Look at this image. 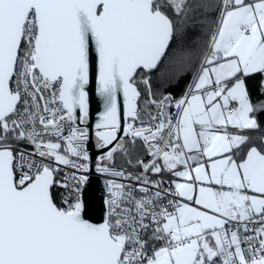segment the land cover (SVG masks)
<instances>
[{"label": "snow or ice", "instance_id": "6c2138e0", "mask_svg": "<svg viewBox=\"0 0 264 264\" xmlns=\"http://www.w3.org/2000/svg\"><path fill=\"white\" fill-rule=\"evenodd\" d=\"M261 114L264 0H0V264H264Z\"/></svg>", "mask_w": 264, "mask_h": 264}, {"label": "water", "instance_id": "95a60500", "mask_svg": "<svg viewBox=\"0 0 264 264\" xmlns=\"http://www.w3.org/2000/svg\"><path fill=\"white\" fill-rule=\"evenodd\" d=\"M89 100L92 123L94 124L97 114L102 110L99 103V97L95 93L94 82L90 85ZM85 196L88 201V216L93 221L98 222L102 216L104 196L100 179L97 176L92 175L91 182L86 190Z\"/></svg>", "mask_w": 264, "mask_h": 264}, {"label": "trees", "instance_id": "16d2710c", "mask_svg": "<svg viewBox=\"0 0 264 264\" xmlns=\"http://www.w3.org/2000/svg\"><path fill=\"white\" fill-rule=\"evenodd\" d=\"M209 18L210 19L212 18L211 14H210ZM195 36H199L201 38H204L203 37V30L197 29ZM195 36H194V38H195ZM160 71H161V69H157L153 73L154 87L159 89L162 86L163 88H166L168 91L172 92L175 95H179V94L183 93L191 81V74L189 73L188 75L183 76L179 80L173 79L170 82H162L159 79ZM259 120L261 122V130L260 131H252V132L246 133V134L251 135L253 138H259V137L264 136V114H261L259 116Z\"/></svg>", "mask_w": 264, "mask_h": 264}, {"label": "built area", "instance_id": "2783aa9c", "mask_svg": "<svg viewBox=\"0 0 264 264\" xmlns=\"http://www.w3.org/2000/svg\"><path fill=\"white\" fill-rule=\"evenodd\" d=\"M171 93H172V92H171ZM172 94H173V93H172ZM173 95H175V94H173ZM180 95H182V93L179 94V95H175V96H176V97H179ZM93 175L97 176V177L100 179V183H101L102 191H103V196H105V189H104V182H103L104 178L101 177L99 174H95V173H93Z\"/></svg>", "mask_w": 264, "mask_h": 264}]
</instances>
